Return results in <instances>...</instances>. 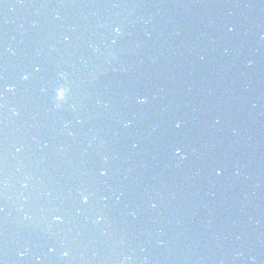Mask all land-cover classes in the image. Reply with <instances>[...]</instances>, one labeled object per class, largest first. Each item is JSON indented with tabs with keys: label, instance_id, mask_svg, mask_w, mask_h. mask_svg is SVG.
Masks as SVG:
<instances>
[{
	"label": "water",
	"instance_id": "water-1",
	"mask_svg": "<svg viewBox=\"0 0 264 264\" xmlns=\"http://www.w3.org/2000/svg\"><path fill=\"white\" fill-rule=\"evenodd\" d=\"M0 67L25 96L64 86L67 101L103 117L129 114L165 157L179 148L208 168L231 165L234 176L223 174L215 191L231 182L233 222L264 250V0H0ZM33 75L39 80L28 86ZM46 101L41 107L58 105L53 95ZM32 105L22 114L31 127L58 115ZM195 127L219 136L234 128L240 146L214 138L205 149L206 139L187 138ZM5 144L0 135V153Z\"/></svg>",
	"mask_w": 264,
	"mask_h": 264
},
{
	"label": "snow or ice",
	"instance_id": "snow-or-ice-1",
	"mask_svg": "<svg viewBox=\"0 0 264 264\" xmlns=\"http://www.w3.org/2000/svg\"><path fill=\"white\" fill-rule=\"evenodd\" d=\"M113 30H114L116 33H119V32L121 31V28H120L119 26H116ZM232 30H233L232 28H229V31H232ZM114 42H115V41H114ZM34 71H35L36 73H40V72L42 71V68L39 67V66H37V67L34 68ZM22 79L25 80V81H27V80L29 79V76H28V75H24V76H22ZM12 91H14V85L9 84V83H6V82L3 80V78L0 77V97H2L4 93L12 92ZM146 102H147L146 98H140V99L138 100V103H141V104L146 103ZM217 122H219V121H217ZM181 124H182L181 121H177V122L175 123V127H176V128H179V127H181ZM181 151H182V150L179 149V148L176 149V154H177V155H180V154H181ZM220 171H221V170H217L216 174L219 175V174H220ZM100 175H101V176L107 175V171H106V170L101 171V172H100ZM89 199H90L89 194H84V193L81 194V201H82V203L87 204V203L89 202ZM153 206H154V205H153ZM99 218H100L99 220H102V219H103L102 216L99 217ZM53 220H54L55 222H57V223H62V222H63V218H62L59 214L54 215V216H53ZM64 255L67 256L68 253L65 252ZM0 264H3V261H0Z\"/></svg>",
	"mask_w": 264,
	"mask_h": 264
},
{
	"label": "clouds",
	"instance_id": "clouds-1",
	"mask_svg": "<svg viewBox=\"0 0 264 264\" xmlns=\"http://www.w3.org/2000/svg\"><path fill=\"white\" fill-rule=\"evenodd\" d=\"M249 63L251 64L252 62L249 61ZM70 92H71V89L69 87L61 86V88L58 90L59 99L61 101L65 100V98L70 94ZM57 107L58 108H62L63 105L62 104H58ZM97 219L99 220L100 218L97 217ZM21 255H23V254H21ZM126 259H130V258H126ZM250 259H253V261H254V258H250Z\"/></svg>",
	"mask_w": 264,
	"mask_h": 264
}]
</instances>
